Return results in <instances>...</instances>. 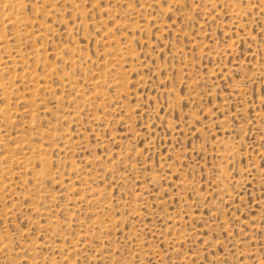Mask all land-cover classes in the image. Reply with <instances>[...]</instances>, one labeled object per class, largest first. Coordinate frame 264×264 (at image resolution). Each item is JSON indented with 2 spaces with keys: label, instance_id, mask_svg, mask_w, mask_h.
Returning <instances> with one entry per match:
<instances>
[{
  "label": "rangeland",
  "instance_id": "rangeland-1",
  "mask_svg": "<svg viewBox=\"0 0 264 264\" xmlns=\"http://www.w3.org/2000/svg\"><path fill=\"white\" fill-rule=\"evenodd\" d=\"M0 264H264V0H0Z\"/></svg>",
  "mask_w": 264,
  "mask_h": 264
}]
</instances>
